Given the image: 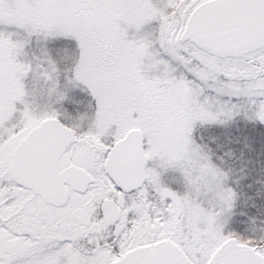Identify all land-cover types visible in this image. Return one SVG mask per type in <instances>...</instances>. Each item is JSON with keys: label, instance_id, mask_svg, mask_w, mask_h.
Wrapping results in <instances>:
<instances>
[{"label": "snow or ice", "instance_id": "1", "mask_svg": "<svg viewBox=\"0 0 264 264\" xmlns=\"http://www.w3.org/2000/svg\"><path fill=\"white\" fill-rule=\"evenodd\" d=\"M0 264H264V0H0Z\"/></svg>", "mask_w": 264, "mask_h": 264}]
</instances>
